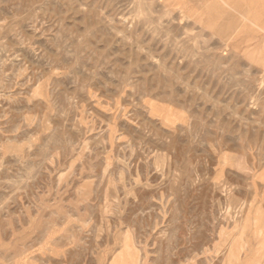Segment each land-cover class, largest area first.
Segmentation results:
<instances>
[{"label":"rangeland","instance_id":"1","mask_svg":"<svg viewBox=\"0 0 264 264\" xmlns=\"http://www.w3.org/2000/svg\"><path fill=\"white\" fill-rule=\"evenodd\" d=\"M254 2L0 0V264H264Z\"/></svg>","mask_w":264,"mask_h":264},{"label":"crops","instance_id":"2","mask_svg":"<svg viewBox=\"0 0 264 264\" xmlns=\"http://www.w3.org/2000/svg\"><path fill=\"white\" fill-rule=\"evenodd\" d=\"M255 6L252 7L251 9L253 10H259V11H264V0H255Z\"/></svg>","mask_w":264,"mask_h":264}]
</instances>
